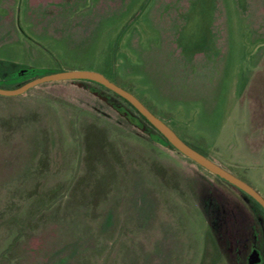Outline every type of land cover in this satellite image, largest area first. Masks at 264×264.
I'll list each match as a JSON object with an SVG mask.
<instances>
[{
	"label": "rangeland",
	"instance_id": "374dc122",
	"mask_svg": "<svg viewBox=\"0 0 264 264\" xmlns=\"http://www.w3.org/2000/svg\"><path fill=\"white\" fill-rule=\"evenodd\" d=\"M69 69L264 197V0H0V87ZM159 134L93 80L0 94V264H264L262 208Z\"/></svg>",
	"mask_w": 264,
	"mask_h": 264
},
{
	"label": "water",
	"instance_id": "95a60500",
	"mask_svg": "<svg viewBox=\"0 0 264 264\" xmlns=\"http://www.w3.org/2000/svg\"><path fill=\"white\" fill-rule=\"evenodd\" d=\"M58 79H88L99 82L107 88L113 90L114 92L122 96L124 99H126L143 117H145V119L160 132V134L167 140L169 144L174 146L180 152L193 159L209 171L217 174L218 176L235 185L245 193L249 194L264 209V197L252 185H250L244 179L232 174L228 170L218 165L216 162L209 159L204 154L200 153L199 151L195 150L193 147L188 145L177 135V133L166 122H164L161 118L151 112L134 94L119 86L115 82L109 80L106 76H104L98 71L87 69H69L49 72L34 76L33 78L15 87H0V94H19L38 83ZM258 259V252L253 251L249 257V264H253V262L258 261Z\"/></svg>",
	"mask_w": 264,
	"mask_h": 264
},
{
	"label": "flooded vegetation",
	"instance_id": "af4514ba",
	"mask_svg": "<svg viewBox=\"0 0 264 264\" xmlns=\"http://www.w3.org/2000/svg\"><path fill=\"white\" fill-rule=\"evenodd\" d=\"M122 111V113L125 115V116H127V118L131 121V122H133V123H136V124H138V121L137 120H135V118L134 117H132V116H130L125 110H121ZM227 181V180H226ZM230 183V182H229ZM235 186V185H234ZM238 188V187H237ZM239 189V188H238ZM241 190V189H240ZM242 191V190H241ZM246 196H248L249 198H252L262 209H263V207L253 198V197H251L249 194H247V193H245L244 191H242ZM264 210V209H263ZM253 251H257L258 252V257H259V259H258V261H256V262H253V264H260V262L262 261V254H261V251L260 250H258V249H256V248H252L251 250H250V252H249V254H248V256H247V264H249V257H250V254L253 252Z\"/></svg>",
	"mask_w": 264,
	"mask_h": 264
},
{
	"label": "trees",
	"instance_id": "16d2710c",
	"mask_svg": "<svg viewBox=\"0 0 264 264\" xmlns=\"http://www.w3.org/2000/svg\"><path fill=\"white\" fill-rule=\"evenodd\" d=\"M159 136H160V134H159ZM159 136H158V138H156V139H160V137H162V136H160V137H159ZM262 210H263V209H262ZM263 211H264V210H263Z\"/></svg>",
	"mask_w": 264,
	"mask_h": 264
}]
</instances>
